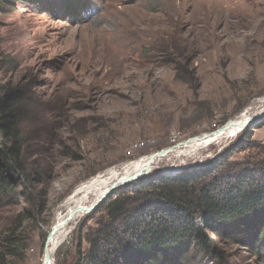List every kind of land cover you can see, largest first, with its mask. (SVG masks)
Here are the masks:
<instances>
[{
	"label": "rangeland",
	"instance_id": "rangeland-1",
	"mask_svg": "<svg viewBox=\"0 0 264 264\" xmlns=\"http://www.w3.org/2000/svg\"><path fill=\"white\" fill-rule=\"evenodd\" d=\"M11 93L21 95L20 161L38 182L33 190L12 175L0 232L30 213L26 249L9 264H42L49 229L82 185L243 112L264 114V0H0V97ZM215 167L228 177L264 171V115L238 136L180 149L119 188L106 207L71 224L55 264H81L116 197L141 191L139 199ZM263 224L249 223L241 238L204 225L209 250L190 244L157 264H264ZM123 241L122 264H147Z\"/></svg>",
	"mask_w": 264,
	"mask_h": 264
},
{
	"label": "trees",
	"instance_id": "trees-1",
	"mask_svg": "<svg viewBox=\"0 0 264 264\" xmlns=\"http://www.w3.org/2000/svg\"><path fill=\"white\" fill-rule=\"evenodd\" d=\"M20 102L19 93L0 97V205L15 194L13 174L24 177L33 190L32 183L38 182V177L20 161L23 149L15 114ZM214 171L218 172V167L203 176L161 182L139 199L141 191L136 196L109 200L107 228L93 240L81 264H122L119 252L126 243L124 237L147 264H157L170 251L184 250L190 244L209 250L212 241L204 225L215 233L225 228L238 230L237 238H241L249 223L264 222V171L257 176L245 171L232 177L219 176ZM106 206L107 201L95 212ZM29 215L21 214L0 232V264L20 259V252L25 251L22 233ZM263 234L264 224L260 235Z\"/></svg>",
	"mask_w": 264,
	"mask_h": 264
},
{
	"label": "bare ground",
	"instance_id": "bare-ground-1",
	"mask_svg": "<svg viewBox=\"0 0 264 264\" xmlns=\"http://www.w3.org/2000/svg\"><path fill=\"white\" fill-rule=\"evenodd\" d=\"M128 33V32H127ZM124 35V34H123ZM119 42V41H117ZM120 46V45H119ZM115 51V50H114ZM119 54V53H118ZM264 109V108H263ZM262 112V111H261ZM260 110L254 113H261ZM252 113L246 111L240 114V116L231 120L228 124H230L229 128L226 129L225 132H217L215 135H212L210 138H204L201 136V139L192 138L187 142L183 143L181 146L174 147L171 151H169L166 155L158 158H154L151 161V155L142 157L141 159L130 162L123 166H120L116 169L109 170L103 174L98 175L91 181L82 185L78 188L73 195H71L66 201L64 207L65 212H60L57 214L55 222L49 229V233L52 232L54 227H57L61 222L65 221L68 217H70L75 211L79 208L90 207L95 204L98 200H100L104 194L111 188L113 185H117V188L124 187V182L128 181L129 178L140 175L141 173H150L154 166L158 161L167 158L171 155L179 154V150L183 148H199L201 146L210 145L219 141L222 138H232L236 135L238 136L242 131V127L244 126L248 117H250ZM260 115V114H259ZM249 127V126H247ZM199 150V149H198ZM184 152V151H182ZM181 154V153H180ZM180 157V156H179ZM175 169V168H174ZM86 212L78 211L74 218L66 225L61 226L55 234L51 235L44 247V254L42 259V264H47L48 256L50 258L51 264H55V253L60 248V246L64 243V241L69 236V228L71 224L78 218L85 215Z\"/></svg>",
	"mask_w": 264,
	"mask_h": 264
},
{
	"label": "water",
	"instance_id": "water-1",
	"mask_svg": "<svg viewBox=\"0 0 264 264\" xmlns=\"http://www.w3.org/2000/svg\"><path fill=\"white\" fill-rule=\"evenodd\" d=\"M264 114H260V115H256V116H250L248 117V119L246 120L244 126L242 127V129L244 130L245 128H247V126H251L253 125L254 123H256L257 121L261 120L262 117H263ZM230 124H225L223 126H221L218 130L214 131V132H211V133H207L205 135H203L204 138H210L212 137V135H215V133H217L218 131L221 133V132H225L227 128H229ZM196 139H201L200 136L198 137H195ZM191 139V138H190ZM189 140V139H188ZM187 140V141H188ZM182 144V143H181ZM175 147V146H174ZM174 147H171V148H167V149H162L160 150L159 152H156L154 153L152 156H151V161H153L154 158H158V157H162L164 155H166L169 151H171ZM148 175V173H141L140 175H137L135 177H131L128 179V181H125L124 182V185L123 186H126L127 184L131 183V182H134V181H137L138 179L144 177ZM119 190V188H117V185H113L111 188H109V190L104 194V196L98 200L95 204H93L92 206L90 207H86V208H79L77 211H75V213H73L70 217H68L65 221L61 222L59 225H57V227H54L52 232L49 233L48 231V238L55 234V232L61 227V226H64L66 224H68L75 216V214L78 212V211H83V212H86V214H91L93 212H95L108 198H110L113 194H115L117 191ZM47 264H51V261H50V258L48 256V261H47Z\"/></svg>",
	"mask_w": 264,
	"mask_h": 264
}]
</instances>
